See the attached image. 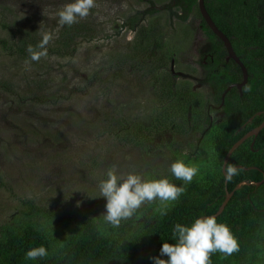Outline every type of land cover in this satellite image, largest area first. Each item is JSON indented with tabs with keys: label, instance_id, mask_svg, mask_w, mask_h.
I'll use <instances>...</instances> for the list:
<instances>
[{
	"label": "rangeland",
	"instance_id": "obj_1",
	"mask_svg": "<svg viewBox=\"0 0 264 264\" xmlns=\"http://www.w3.org/2000/svg\"><path fill=\"white\" fill-rule=\"evenodd\" d=\"M171 1L94 0L87 17L61 26L57 12L70 0H0V230L34 224L58 237L82 214L111 234L98 184L113 167L166 177L183 193L218 177L219 112L204 133L210 89L170 75L174 64L197 78L207 40L197 7L180 21L164 10ZM227 1L220 12L230 16ZM258 10L263 23L264 1ZM30 47L45 54L33 61ZM177 159L199 167L190 184L172 176ZM161 208L145 202L121 224L133 233ZM251 236L243 257L218 262L264 264V219Z\"/></svg>",
	"mask_w": 264,
	"mask_h": 264
},
{
	"label": "trees",
	"instance_id": "obj_2",
	"mask_svg": "<svg viewBox=\"0 0 264 264\" xmlns=\"http://www.w3.org/2000/svg\"><path fill=\"white\" fill-rule=\"evenodd\" d=\"M197 1L172 0L171 8L179 11H172L169 7L164 10H169L168 12L178 20L185 21L194 6L198 11ZM216 1L224 3L223 0ZM258 1L253 0L248 8L239 9L235 13V24L233 23L232 27L222 20L220 14L215 15L212 0H204V7L215 26L224 33L231 31L236 37L245 39L255 36L252 42L263 37V42L264 29H257L254 17L257 14ZM178 12L182 15L178 16ZM145 13L147 11L142 15ZM198 15L205 32H209L199 11ZM213 75L222 83L218 95L227 84L238 81L237 75L232 71L226 74L219 70ZM263 75V72L255 74V78L249 83L251 86L244 90L246 105L230 110L232 115L220 124L221 133L214 138L213 146L217 160L215 166L219 169L218 177L210 180L205 186L188 187L187 191L165 209L166 215H161L160 211L155 212L154 215L146 217L141 229L133 233H130L127 223L121 224L111 234L105 233L101 225L82 214L72 218L74 226L68 233L58 237L48 236L34 224L12 226L10 229L0 230V264H152L150 258L159 257L163 243H175L174 225L178 223L190 225L200 216H216L218 223L229 226L239 243V251L231 256L225 257L219 252L212 254L211 264H217L218 261L226 263V260L243 257L245 239H253L252 229L258 219H264V128L255 139L253 138V146H250L252 139L246 140L230 156L225 168L226 174L231 175L227 181L221 167L228 150L248 131L258 127L264 118V115L255 116L250 123L247 122L256 112L264 111L262 95L255 98V108L250 109L246 101V98H251L249 94L252 92L258 91L261 94V89L264 88ZM229 108L232 106H228ZM244 124V129L239 131ZM229 168L235 170L230 173ZM227 194L230 197L219 213ZM56 240L59 242L54 245ZM39 246H44L48 250V256L35 261L26 260L25 253L30 248ZM159 258L167 259L166 256Z\"/></svg>",
	"mask_w": 264,
	"mask_h": 264
},
{
	"label": "clouds",
	"instance_id": "obj_3",
	"mask_svg": "<svg viewBox=\"0 0 264 264\" xmlns=\"http://www.w3.org/2000/svg\"><path fill=\"white\" fill-rule=\"evenodd\" d=\"M93 7L94 0H70L57 12L58 23L71 26L87 17ZM50 39L51 35L45 32L43 43H48ZM28 52L33 61L45 54L43 51L36 53L31 47ZM169 170L184 184H190L200 171L197 165L186 164L180 159L175 160ZM234 170L228 169L230 173ZM98 191L106 201L104 213L101 214L103 221L115 229L120 227L121 221L131 219L145 202L158 200L162 205L161 215H166L169 202L176 201L184 188L166 177L146 179L139 173L121 172L113 167L107 171L106 179L99 182ZM173 237L175 243H163L160 248L159 257L166 256L167 259L151 257L152 264H211L214 253L219 252L227 257L239 251L237 238L227 224L217 222L216 216L197 217L190 225L178 223L173 227ZM47 256L48 250L44 246L30 248L25 253V259L31 261Z\"/></svg>",
	"mask_w": 264,
	"mask_h": 264
},
{
	"label": "flooded vegetation",
	"instance_id": "obj_4",
	"mask_svg": "<svg viewBox=\"0 0 264 264\" xmlns=\"http://www.w3.org/2000/svg\"><path fill=\"white\" fill-rule=\"evenodd\" d=\"M223 1L224 3L229 2V1L227 2L226 0H223ZM232 1L233 3L229 7L230 9H232V14L230 16L229 15L226 16L220 12L219 3L221 2H218L216 0H212L211 2L213 4L212 8L214 9L215 15L216 13L220 14V16H222L223 18L222 20L225 21L226 24L231 27H232V24L234 23L235 13L238 12L240 8H248L250 3L253 0H232ZM263 1L264 0H262V2ZM244 2L246 4H244ZM258 4H259V1L256 4L257 14L254 17H255V25L257 29L261 30V29H264V22L260 23L259 15H258L259 13ZM171 6L172 5H166L164 6V8L169 7L172 10L173 7L171 8ZM197 6H198V1H197ZM261 6H262V3H261ZM178 16L180 15L178 14ZM204 24L206 23L204 22ZM201 31H202V34L205 40L207 41L198 51V59H199L198 67L200 69L199 76L196 78V77H191L189 75H185L180 72H175L173 61H171V64L173 65L170 66V75L174 79L192 80L195 82L197 81L199 85H204L210 89V94L213 99L212 100L213 104H208L204 112V117H205L204 119H206V123L208 122L207 128L204 130V133H207V130L210 128L213 122L212 121L213 118L211 116L210 111H215L217 113L219 112V115L221 117L220 123H222L224 122V120L228 119L230 115H232V112H230V110L237 109L238 107H243L246 105V103H244L245 102L244 90H247L249 86H251V84L249 83L253 80V78H255L254 77L255 74H257L258 72L264 73V55H263L264 40L262 42V39H263L262 37L261 39L254 40L255 42H252L255 36H252L251 38H248V39L238 38L235 36V34H232L231 31H229V33H224L222 30L218 29V31H220L221 34L225 37L227 41V45L230 46L231 48L230 50L232 53H229L227 45H225V43L218 36H216L210 29H209V32H205L203 26H201ZM239 64H241L244 67L246 74H247V80L245 84L242 85L240 88H238L237 86L243 81V72ZM219 70H221L222 72L226 74H229V71L234 72V75H237L238 81L227 84L226 87L218 95L219 86L222 83H219V81H217L213 73L217 74ZM257 79H259V77H257ZM235 95L237 96L235 97ZM249 95L251 96V98L250 99L246 98V101L248 105L250 106V109L253 107L255 108L256 107L255 98L258 95H262L263 100H264V88L261 89V94H259L258 91H256L254 93L252 92ZM180 99L184 101L183 107L187 111V94H182ZM228 106H232V108L228 109ZM262 115H264V111H258L255 113V115H253L250 119H248L247 122L250 123L255 116H262ZM263 121H264V118L262 122L260 123V125L263 123ZM244 127H245V124L239 128V131L243 130ZM256 128H253L250 131ZM250 131H248L247 133H249ZM253 138L254 137H250L246 139V140L252 139L250 146H253V143H254Z\"/></svg>",
	"mask_w": 264,
	"mask_h": 264
},
{
	"label": "water",
	"instance_id": "obj_5",
	"mask_svg": "<svg viewBox=\"0 0 264 264\" xmlns=\"http://www.w3.org/2000/svg\"><path fill=\"white\" fill-rule=\"evenodd\" d=\"M198 10L200 12V15L202 17V19L204 20V22L206 23V25L209 27V29L216 35L218 36L224 43L225 45H227V41L225 39V37L221 34L220 31H218V29L216 28V26L214 25V23L212 22V20L210 19L209 15L207 14L206 10H205V7H204V0H198ZM227 48H228V51L229 53H232L231 52V48L230 46L227 45ZM232 56V54H231ZM240 65V68L243 72V81L237 86L238 88H240L242 85L245 84L246 80H247V74H246V71L244 69V67ZM173 68V67H172ZM251 121V120H250ZM264 128V121L263 123L258 126L256 129L250 131L249 133H247L246 135H244L241 139H239V141H237L227 152V154L225 155V158L223 160V163H222V167H221V170H222V173L225 177V181H227V179L230 178L231 175L229 174H226L225 172V168H226V164L230 158V156L233 154V152L247 139V138H250V137H256L258 135V133ZM230 197L229 194L226 195V200L224 201L223 205L221 206V208L219 209V213L221 212L223 206L225 205L226 201L228 200V198ZM218 214V213H217Z\"/></svg>",
	"mask_w": 264,
	"mask_h": 264
}]
</instances>
